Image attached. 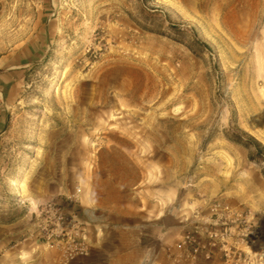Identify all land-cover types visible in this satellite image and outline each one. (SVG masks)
<instances>
[{
  "label": "rangeland",
  "instance_id": "obj_1",
  "mask_svg": "<svg viewBox=\"0 0 264 264\" xmlns=\"http://www.w3.org/2000/svg\"><path fill=\"white\" fill-rule=\"evenodd\" d=\"M109 249L264 264V0H0V264Z\"/></svg>",
  "mask_w": 264,
  "mask_h": 264
},
{
  "label": "crops",
  "instance_id": "obj_2",
  "mask_svg": "<svg viewBox=\"0 0 264 264\" xmlns=\"http://www.w3.org/2000/svg\"><path fill=\"white\" fill-rule=\"evenodd\" d=\"M119 220V219H118ZM130 221L129 220H125V221H122V223L120 222V221H114V220H112V221H109L108 223H109V227L111 226L112 228H120V227H124L123 229H128V228H126V225L129 223ZM118 226H120V227H118ZM105 235H108V232H106L105 233ZM101 251H103V252H101L102 254L103 253H107V263L106 264H114L115 263V253H114V251H112V250H101ZM95 252H90V256L92 257L93 256V254H94ZM145 254V253H144ZM143 254V255H144ZM147 254V253H146ZM145 254V255H146ZM87 255V254H86ZM140 258H141V253H140V256H139V259H138V262H139V260H140ZM92 263H96L95 262V259L93 258L92 259ZM131 264H137V262H132Z\"/></svg>",
  "mask_w": 264,
  "mask_h": 264
},
{
  "label": "trees",
  "instance_id": "obj_3",
  "mask_svg": "<svg viewBox=\"0 0 264 264\" xmlns=\"http://www.w3.org/2000/svg\"><path fill=\"white\" fill-rule=\"evenodd\" d=\"M233 141L237 142L239 144H243L245 147H247V145L244 142H242V140L240 138L234 139ZM253 141H254L255 145H257L260 148V150H261L262 148H261L260 144L257 141H255V140H253Z\"/></svg>",
  "mask_w": 264,
  "mask_h": 264
}]
</instances>
